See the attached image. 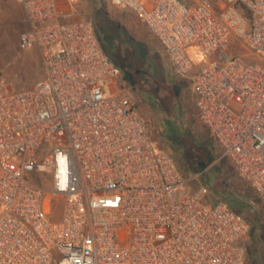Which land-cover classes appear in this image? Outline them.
I'll return each instance as SVG.
<instances>
[{
  "label": "built area",
  "instance_id": "obj_1",
  "mask_svg": "<svg viewBox=\"0 0 264 264\" xmlns=\"http://www.w3.org/2000/svg\"><path fill=\"white\" fill-rule=\"evenodd\" d=\"M76 1L19 0L18 47L39 51L44 78L0 76V264H242L248 222L190 188L92 23L68 21ZM108 1L158 41L264 207V67L226 53L239 41L264 60V0Z\"/></svg>",
  "mask_w": 264,
  "mask_h": 264
},
{
  "label": "rangeland",
  "instance_id": "obj_2",
  "mask_svg": "<svg viewBox=\"0 0 264 264\" xmlns=\"http://www.w3.org/2000/svg\"><path fill=\"white\" fill-rule=\"evenodd\" d=\"M86 20L100 30L113 62L120 69V87L147 121L160 148L170 152L190 188L205 186L209 202L223 201L248 221L242 245V264H264V207L250 184L232 170L221 148L196 120L194 94L188 81L176 78L166 53L137 16L108 0H77L68 21ZM27 28L10 0H0V76L15 90L31 89L44 78L36 48L21 50L20 34ZM230 58L240 57L264 67V60L239 41L226 49ZM104 94L109 95V87ZM252 227V228H251Z\"/></svg>",
  "mask_w": 264,
  "mask_h": 264
},
{
  "label": "trees",
  "instance_id": "obj_3",
  "mask_svg": "<svg viewBox=\"0 0 264 264\" xmlns=\"http://www.w3.org/2000/svg\"><path fill=\"white\" fill-rule=\"evenodd\" d=\"M93 27H94V30H95V34H96V36H97V38H98V40H99V42H100V44H101V46H102V49H103V51L105 52V54L108 56V58L113 62V59L111 58V56H110V52H109V47H108V45H107V43L105 42V41H103V39L101 38V36H100V30L99 29H97L94 25H93ZM114 63V62H113ZM115 64V63H114ZM116 65V64H115ZM117 66V65H116ZM118 67V66H117ZM119 68V67H118ZM173 159L177 162V165L179 164L180 165V163L173 157ZM231 166V168H232V170H233V172L237 175V173H236V171H235V169H234V167L232 166V165H230ZM179 172H180V170H179ZM182 174V173H181ZM238 176V175H237ZM239 177V176H238ZM240 178V177H239ZM259 202V201H258ZM231 209H233L231 206H229ZM235 212H237V213H239V214H241L238 210H236V209H233ZM242 215V214H241ZM243 216V215H242ZM247 221V220H246ZM248 222V221H247ZM252 228V227H251Z\"/></svg>",
  "mask_w": 264,
  "mask_h": 264
},
{
  "label": "crops",
  "instance_id": "obj_4",
  "mask_svg": "<svg viewBox=\"0 0 264 264\" xmlns=\"http://www.w3.org/2000/svg\"><path fill=\"white\" fill-rule=\"evenodd\" d=\"M10 1L13 3V6L15 7L16 11H20V13H22V15H23L22 6H21L19 0H10ZM23 18H24V15H23ZM24 22H25V20H24Z\"/></svg>",
  "mask_w": 264,
  "mask_h": 264
}]
</instances>
